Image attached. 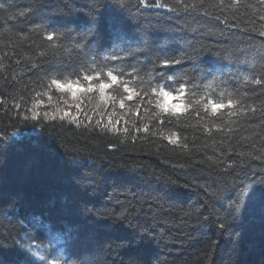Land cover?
<instances>
[{
    "label": "trees",
    "instance_id": "trees-1",
    "mask_svg": "<svg viewBox=\"0 0 264 264\" xmlns=\"http://www.w3.org/2000/svg\"><path fill=\"white\" fill-rule=\"evenodd\" d=\"M187 2L203 3L199 11L208 13L213 24L219 17L217 30L224 36L195 32L206 25L187 17L173 22L187 29L177 36L208 45L212 54H205L201 67L231 82L210 94L203 85L212 77L192 74L196 78L184 82L193 109L179 124L172 118L161 126L147 115L138 118L134 111L121 112L117 107L121 131L106 134L90 133L67 121L63 125L42 121L46 127L38 133L41 126L33 130L31 122L25 125L22 116L17 118L15 105L31 108L39 99L26 92L25 85L32 78L28 67L36 61L41 41L35 36L26 41L27 26L8 19L11 11H0V131L11 137L0 154V264H21L19 243L36 245L34 251L47 255L53 237L58 238L53 255L66 264H264V222L259 210L233 218L224 211L227 200L213 195L225 181L238 183L264 174V97L257 99L252 86L236 72L244 65L219 60L221 53L229 55L226 50H231L233 61L257 57V50L264 52V38L259 37L264 31V0ZM14 3L19 10L44 0ZM51 3L55 6L62 0ZM74 3L83 9L79 19H86L88 0ZM156 15L145 13L149 19ZM233 21L239 31L232 30ZM61 54L69 56L71 49L66 47ZM176 87L171 83V89ZM221 91L224 100H240L249 114L230 117L224 110L220 120L205 116L201 106L198 115L195 101L202 105L205 99L219 100ZM68 100L53 90L52 100L44 97L38 110L51 113L63 109ZM253 107L255 114L250 111ZM133 125H148L150 132L137 133ZM173 132L180 137L177 145L165 139ZM73 177L82 183L75 184ZM226 216V227L221 229L217 217Z\"/></svg>",
    "mask_w": 264,
    "mask_h": 264
},
{
    "label": "snow or ice",
    "instance_id": "snow-or-ice-1",
    "mask_svg": "<svg viewBox=\"0 0 264 264\" xmlns=\"http://www.w3.org/2000/svg\"><path fill=\"white\" fill-rule=\"evenodd\" d=\"M17 7L14 0L11 4L0 0V11L12 12L8 19L27 26L26 41L32 36L41 41L35 50L36 61L28 67L32 78L25 85V91L34 92L39 99L31 108L14 106L17 118L22 116L25 125L31 122L33 130L41 126L43 131L46 125H42V121L53 124L59 121L61 125L67 121L69 125L83 127L90 133H119L122 117L117 113V107L121 112L125 109L134 111L138 118L147 115L161 126L171 123L172 118H176L179 124L180 118L193 109L188 84L184 82L186 78L190 82L196 78L192 74H203L202 79L211 76L212 79L203 85L210 94L215 93L221 84L231 82L223 81L211 70L201 67L205 54H212L208 45L203 42L197 45L177 36L178 32L187 29L173 22L185 17L191 18L193 23L206 25L196 28L195 32L207 37L224 36L223 31L217 30L220 28L219 17L213 24L208 13L199 11L205 7L203 3H189L187 0H134V3L133 0H88L86 19L83 20L79 19L83 9L77 8L74 0L67 4L62 0L55 6L51 0H44L43 4L34 6L29 3L19 10ZM145 13L158 15L149 19ZM228 23L224 21V25ZM18 30L24 32V28ZM232 30L239 31L234 21ZM259 37L264 38V31L259 32ZM66 47L71 49L69 56L61 54ZM226 51L229 55L221 53L219 60L244 65L243 68L237 67L236 72L242 74L245 85L252 86L251 92L257 99L264 97V52L257 50V57L233 61L231 50ZM170 69L174 71L169 72ZM161 80L164 81L162 86ZM169 82L178 84V87L171 89ZM53 90L69 100L63 109L57 107L51 113L43 110L41 114L38 109L44 104V97L52 100ZM191 95L195 96L196 92ZM219 95L221 99H205L202 105L196 100L194 110L199 115L202 106L205 116L220 120H223L224 110L230 117L249 114V109L240 100H224L223 91ZM248 95V92L244 93L245 97ZM261 103L264 104V100ZM250 111L255 114V107ZM124 124L127 125L126 120ZM133 127L137 133L150 132L148 125ZM123 131L127 133L129 129L124 127ZM10 139L8 133L0 131V154ZM165 139L169 144L177 145L180 137L173 132ZM73 182L80 185L82 179L73 177ZM213 195L218 200H227L224 209L227 216L235 218L259 210L264 222V174L259 178H242L238 183L225 181L217 186ZM227 216L217 217L221 229L226 227ZM207 219V216L203 217L204 221ZM56 242L57 237L49 241L47 255L34 251L36 245L19 243L23 256L21 264H66L53 255Z\"/></svg>",
    "mask_w": 264,
    "mask_h": 264
},
{
    "label": "water",
    "instance_id": "water-1",
    "mask_svg": "<svg viewBox=\"0 0 264 264\" xmlns=\"http://www.w3.org/2000/svg\"><path fill=\"white\" fill-rule=\"evenodd\" d=\"M41 132V129H38V133H40Z\"/></svg>",
    "mask_w": 264,
    "mask_h": 264
}]
</instances>
